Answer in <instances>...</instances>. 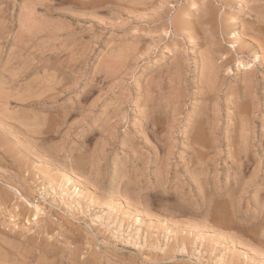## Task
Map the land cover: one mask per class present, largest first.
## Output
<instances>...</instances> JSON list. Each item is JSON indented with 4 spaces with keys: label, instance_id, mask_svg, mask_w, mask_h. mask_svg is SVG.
<instances>
[{
    "label": "rangeland",
    "instance_id": "rangeland-1",
    "mask_svg": "<svg viewBox=\"0 0 264 264\" xmlns=\"http://www.w3.org/2000/svg\"><path fill=\"white\" fill-rule=\"evenodd\" d=\"M124 1L0 0V264H264L263 1Z\"/></svg>",
    "mask_w": 264,
    "mask_h": 264
},
{
    "label": "bare ground",
    "instance_id": "bare-ground-1",
    "mask_svg": "<svg viewBox=\"0 0 264 264\" xmlns=\"http://www.w3.org/2000/svg\"><path fill=\"white\" fill-rule=\"evenodd\" d=\"M85 5V2H86V5L85 6H88L90 8H92V10H95V8H99L101 7L102 5L107 6L105 4L109 3V2H114V0H82ZM124 1V0H123ZM133 1V0H131ZM136 1V0H135ZM147 1V0H145ZM153 1V0H152ZM151 1V2H152ZM202 1V0H201ZM220 3H222V0H216ZM254 1V0H252ZM263 2H261V4H257V3H253L252 4V11L251 12H254L253 14H251V16H245L247 17V24H245L242 28H241V32L239 30H231L230 32V35H231V38L233 39V41L230 43L229 47H233L235 49H237L239 47V44H240V47L239 49H241V52L242 54H246V56H249V53H251V50H250V44L249 42L247 41V37H249L250 39L256 41V48H260L264 51V0H262ZM50 2V1H49ZM77 2V1H76ZM124 2H127V1H124ZM130 2V0H129ZM241 2V0H238L237 4L239 5V3ZM251 2V0H250ZM72 3V2H71ZM79 3V2H78ZM120 3V0L119 2ZM132 3V2H130ZM134 3V1H133ZM143 3V2H142ZM153 3V2H152ZM217 3V2H216ZM235 3V2H234ZM244 3V2H242ZM81 4V3H80ZM111 3H109L110 5ZM138 4V3H137ZM145 4V3H144ZM147 4V3H146ZM224 4V3H223ZM233 4V3H232ZM231 4V5H232ZM76 5V3H75ZM124 5V4H123ZM195 6V4H193ZM192 5V6H193ZM200 5V4H199ZM226 5V4H225ZM244 5V4H243ZM77 6V5H76ZM115 6V5H114ZM125 6V5H124ZM133 6V5H132ZM138 6V5H137ZM144 6V5H143ZM146 6V5H145ZM43 7V6H42ZM67 7V6H66ZM70 7V6H69ZM82 7V6H81ZM119 7H122V6H119ZM135 8H137L136 6H133ZM234 8L232 9H236L237 6H233ZM47 8V7H46ZM55 8V7H54ZM73 8V6H72ZM75 8V7H74ZM73 8V9H74ZM107 8V7H106ZM114 8V7H113ZM112 8V9H113ZM125 8V7H124ZM128 8V7H127ZM134 8V9H135ZM72 9V11H73ZM85 9V8H84ZM101 9H104V8H101ZM110 9V8H109ZM118 9V8H117ZM131 9V8H130ZM138 9V8H137ZM200 9H202V13H203V16H205V20L206 22L208 21H212V19L214 18L215 14H216V8L215 7H212V6H206V7H203V5L200 6ZM199 9V10H200ZM75 10V9H74ZM83 10V9H81ZM89 10V9H88ZM105 10V9H104ZM119 10V9H118ZM124 10V9H123ZM136 10V9H135ZM190 10V9H189ZM237 10H239L240 12V9L238 8ZM80 11V10H79ZM90 12V11H89ZM93 12V11H92ZM117 12V11H116ZM230 12V11H229ZM249 12V11H248ZM97 13V12H96ZM118 13V12H117ZM155 13V12H154ZM157 13V12H156ZM160 13V12H159ZM241 13V12H240ZM82 14V13H81ZM85 14V13H84ZM91 14V13H90ZM94 14V13H93ZM197 14H198V11H197ZM250 14V12H249ZM72 15V14H71ZM165 15V14H164ZM163 15V16H164ZM65 16V14H64ZM78 16V15H77ZM82 16V15H81ZM79 16V17H81ZM86 16V15H84ZM93 16V15H92ZM155 16V15H154ZM159 16V15H157ZM187 16V15H186ZM75 18V16H73ZM88 18V16H86ZM156 17V16H155ZM184 17V16H183ZM200 17V15H199ZM232 17V16H231ZM82 18V17H81ZM142 18V17H141ZM150 18V17H148ZM164 18V17H163ZM162 18V19H163ZM187 18V17H186ZM235 18V17H234ZM78 20V19H77ZM90 20V19H89ZM88 20V22H89ZM150 20V19H149ZM153 20V19H151ZM193 20V19H192ZM216 20V19H215ZM219 20V19H218ZM231 20V19H229ZM76 21V20H75ZM92 21V20H91ZM148 21V20H147ZM232 21H235V19H233ZM84 22V21H83ZM191 22V21H190ZM200 22V21H198ZM197 22V23H198ZM213 22V21H212ZM236 22V21H235ZM99 23V22H98ZM157 23V22H156ZM193 23V22H192ZM196 23V22H195ZM196 23V24H197ZM214 23V22H213ZM241 23V22H240ZM143 24V23H142ZM244 24V23H243ZM96 25V24H95ZM81 26V25H80ZM100 26V25H99ZM209 26V25H208ZM194 27H196L194 25ZM201 27V26H200ZM207 27V26H206ZM216 27V26H215ZM219 27V26H217ZM236 27V26H235ZM241 27V26H240ZM117 28V27H116ZM192 28V27H191ZM197 28V27H196ZM202 28V27H201ZM91 29V28H90ZM237 29V28H236ZM193 30V28H192ZM184 31V30H183ZM227 31V30H226ZM198 32V31H197ZM220 32V31H219ZM223 32V31H222ZM84 34V33H83ZM213 34V33H212ZM227 34V33H226ZM242 34V36H241ZM218 35V34H217ZM244 35V37H243ZM211 36V34H210ZM221 36V35H220ZM209 38V37H208ZM214 39V38H213ZM207 40V39H206ZM216 40V39H215ZM208 41V40H207ZM210 41V40H209ZM209 43V42H208ZM238 43V44H237ZM216 45V44H215ZM214 45V47H215ZM211 47V46H210ZM213 47V46H212ZM216 48V47H215ZM210 52V51H209ZM254 52V50H253ZM243 56V55H242ZM261 57H264L261 56ZM253 58V61L254 63L253 64H250L248 63L247 61H243L239 64L238 66V69L241 73V77H242V92H241V96H239V98L241 99L240 103H241V107L240 110L242 112V119L244 121V125L242 124L240 128V139L242 138L243 139V144L242 147H243V150H241L242 152H244V159L241 160L240 164H239V167H240V172L241 173H245V170L248 168V161H247V152L249 150L248 148V144H249V138H247L248 136L245 135V129L247 127V123H248V113H249V105L250 103H252V98L250 96V92H249V89L252 88V76H254L256 74V70L257 69H260L261 71L264 72V58H260V56L257 54V52L253 54L252 56ZM209 59V58H208ZM212 59V57H211ZM211 66V65H210ZM214 67V65L212 66ZM210 71V70H209ZM216 71V70H215ZM238 71V70H237ZM172 73V72H171ZM210 74V73H209ZM215 74V73H214ZM260 75V74H259ZM256 76V75H255ZM213 77V76H212ZM208 82V81H207ZM175 84V83H174ZM173 84V85H174ZM254 84V83H253ZM264 85V84H263ZM154 86V85H153ZM205 87V86H204ZM207 87V86H206ZM211 89V88H210ZM238 89V88H237ZM253 89V88H252ZM254 93V92H253ZM254 95V94H253ZM239 101V100H238ZM254 106V104H253ZM259 107V106H258ZM252 108V107H251ZM254 111H256L255 109H253ZM239 112V111H238ZM207 122V121H206ZM201 123V122H200ZM249 127V126H248ZM249 132V130H248ZM247 133V132H246ZM193 135V134H192ZM251 136V135H250ZM262 139V138H261ZM2 156V155H1ZM261 171V170H260ZM259 172V171H258ZM264 173V172H263ZM5 176V175H4ZM246 176V175H245ZM256 176V175H254ZM11 177V176H10ZM70 179V178H69ZM13 188V187H12ZM264 205V204H263ZM223 261V260H222ZM221 260L219 261H214L213 264H223Z\"/></svg>",
    "mask_w": 264,
    "mask_h": 264
}]
</instances>
